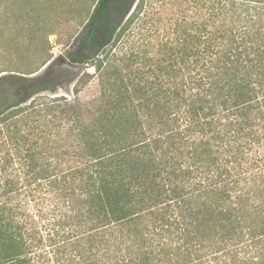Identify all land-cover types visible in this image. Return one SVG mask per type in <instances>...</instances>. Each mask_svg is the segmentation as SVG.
I'll list each match as a JSON object with an SVG mask.
<instances>
[{
    "label": "trees",
    "instance_id": "trees-1",
    "mask_svg": "<svg viewBox=\"0 0 264 264\" xmlns=\"http://www.w3.org/2000/svg\"><path fill=\"white\" fill-rule=\"evenodd\" d=\"M116 2L70 55L96 98L55 93L43 49L0 69V264H264V0L161 29Z\"/></svg>",
    "mask_w": 264,
    "mask_h": 264
},
{
    "label": "rangeland",
    "instance_id": "rangeland-1",
    "mask_svg": "<svg viewBox=\"0 0 264 264\" xmlns=\"http://www.w3.org/2000/svg\"><path fill=\"white\" fill-rule=\"evenodd\" d=\"M96 1L0 0V69L23 71L29 63L34 66L36 57L43 49L46 50L43 57L48 58L46 64L50 65L51 62L56 67H63L68 75L69 82L60 81L55 93L73 98V87L79 86L77 96L80 100L96 98L99 95V81L95 67L89 62L78 67L70 61L76 39L83 34L85 22ZM132 2L135 3L131 8L136 3H142L140 15L145 12L148 23L160 29L174 23L182 14L189 15L193 8L189 7L187 0H117L110 15L131 6ZM86 52L88 61L93 60L95 54H103V50L94 52L88 49ZM42 68L44 65L39 70ZM83 71L91 74L85 84L79 83ZM50 95V91L38 93L28 103H38Z\"/></svg>",
    "mask_w": 264,
    "mask_h": 264
}]
</instances>
